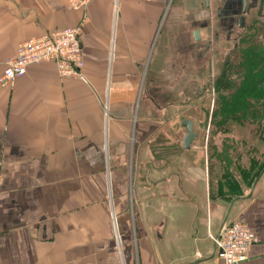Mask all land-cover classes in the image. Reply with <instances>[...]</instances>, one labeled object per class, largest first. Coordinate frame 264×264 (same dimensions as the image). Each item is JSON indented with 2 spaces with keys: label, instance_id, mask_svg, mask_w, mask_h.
<instances>
[{
  "label": "crops",
  "instance_id": "obj_1",
  "mask_svg": "<svg viewBox=\"0 0 264 264\" xmlns=\"http://www.w3.org/2000/svg\"><path fill=\"white\" fill-rule=\"evenodd\" d=\"M168 1L0 0V75L20 43L59 29L81 26L85 57L81 78L42 63L0 86V264H225L216 240L235 222L258 238L240 264H264V172L206 209L204 144L184 149L191 118L150 90L206 64L190 27L211 37L220 0L172 2L160 34ZM115 193L137 194L133 226L116 223Z\"/></svg>",
  "mask_w": 264,
  "mask_h": 264
},
{
  "label": "rangeland",
  "instance_id": "obj_2",
  "mask_svg": "<svg viewBox=\"0 0 264 264\" xmlns=\"http://www.w3.org/2000/svg\"><path fill=\"white\" fill-rule=\"evenodd\" d=\"M174 1H176L174 4L175 7L181 0L168 1L167 8L164 12V19L158 29L160 34L161 31L168 29L167 24H165V17ZM246 34L245 38H248V40L255 38L252 36L251 32ZM220 41L219 48L218 45H216L212 50L210 60L206 61V64L203 66H200V68L197 69L198 71L189 73L187 78H184L183 80L177 78L176 81L172 80L173 88L170 87V83L166 80L162 81L163 84L161 87L158 85L150 87V90L157 94L162 88L166 92L163 94V98L166 100H173L170 102L178 104L179 107L175 109V111L179 109L182 112H187L188 114H186L185 117L191 118L190 120L194 122V132H197L199 135L198 139L196 138L195 143H203L205 147L204 152L206 154V193H204V196H206V209H209L210 207L226 208L239 194L246 195L252 187V185H250V175L257 173L258 169L264 165V132H260L263 131L264 122L259 121L258 118H255L256 114L252 113L248 120H244L241 124H239V122L234 124L225 121V119L221 120L220 117H223L224 113L217 112L220 106L225 109L221 95L223 94L226 97L232 98L234 97L233 94H235L233 87L221 84L224 79L223 77H220L221 75L224 76L225 74L228 80L233 84L243 85L242 73L247 69L246 60L248 57L250 61H256L255 67H253L257 71L256 73H263L264 76V43L258 37L251 40V42L244 47L243 58L239 55L235 56L230 54V46L227 42H225L224 39H221ZM258 58H260V60ZM263 80H260L259 78L257 79L256 77L250 81L254 84V86L251 85L254 90L253 94H258L255 95V102L258 106H256L254 112L264 111V106L262 104L260 105V102L264 100V97L261 99V96H264ZM216 82L221 84V86L217 87V90L215 88ZM222 83L224 84V81ZM198 84H200L199 87H197ZM185 88H187V94L190 98L189 103H187L189 105L184 104V96L182 97V93H185ZM201 88L203 89L204 95L200 92ZM173 91L178 92V94L172 98ZM179 92H181L180 95ZM196 95H200L199 98L201 99L198 100V97H195ZM193 96L195 99H191ZM238 98L239 96L237 95V99ZM229 109L230 107L226 108V111H229ZM174 112L171 113L173 119L175 117L173 116ZM226 119L229 118L226 117ZM190 120L185 119L184 121ZM183 128L184 130L186 129L185 127ZM225 128L229 131L226 132ZM169 136V141H172L174 138L172 133H169ZM131 138L132 143L129 156L131 157L130 171L132 173V151L134 150L133 135ZM165 146H163V148H165ZM169 151L171 152V150ZM224 151H227L225 152V156ZM261 171L262 174L264 168ZM261 174L259 175V178L261 177ZM236 182L239 184H236ZM255 182L253 183V186ZM130 184L128 182V185ZM235 185L240 187L235 188ZM236 191H242L243 193H237ZM115 194L116 206L127 204L126 214H124L120 208L117 209L115 215L116 223L118 222L122 224L126 221H131V225L133 226L135 211H137L138 207L137 194ZM131 231V238L134 239L133 230Z\"/></svg>",
  "mask_w": 264,
  "mask_h": 264
},
{
  "label": "built area",
  "instance_id": "obj_3",
  "mask_svg": "<svg viewBox=\"0 0 264 264\" xmlns=\"http://www.w3.org/2000/svg\"><path fill=\"white\" fill-rule=\"evenodd\" d=\"M92 0H69L75 11L85 9ZM151 2L152 0H145ZM81 26L46 32L43 36L20 43L14 56L4 62L0 86L9 88L27 75L28 69L42 63H54L61 78H81L85 57L81 45ZM258 243V238L240 222L226 226L216 240L218 257L225 264H240Z\"/></svg>",
  "mask_w": 264,
  "mask_h": 264
},
{
  "label": "flooded vegetation",
  "instance_id": "obj_4",
  "mask_svg": "<svg viewBox=\"0 0 264 264\" xmlns=\"http://www.w3.org/2000/svg\"><path fill=\"white\" fill-rule=\"evenodd\" d=\"M213 14L211 32L213 35L211 37L207 36L205 40L200 37V40L196 41L194 34L200 25L196 23L190 27L192 30L190 31L191 43L195 45L192 50L202 48V51L206 52V61L210 60L214 47L218 45L219 48L221 39H224L230 46V54L240 57H243L244 47L251 40L258 37L264 43V0H247L245 4L242 0L241 5H235L233 0H220ZM210 18V13L206 12V22L203 24L206 28L211 26ZM249 32L255 38L246 39L245 35Z\"/></svg>",
  "mask_w": 264,
  "mask_h": 264
},
{
  "label": "trees",
  "instance_id": "obj_5",
  "mask_svg": "<svg viewBox=\"0 0 264 264\" xmlns=\"http://www.w3.org/2000/svg\"><path fill=\"white\" fill-rule=\"evenodd\" d=\"M243 58H244V52H243ZM258 59L260 60V58H258ZM246 63H247V69L244 73H242V78H243L242 84L243 85H238L235 83L233 84L232 82H230L228 80V78L225 76V74H224V76L223 75L220 76V77L224 78L223 79L224 84L222 83L223 81L221 82L222 85H224V86L228 85L230 87H233V90H235V94H233L234 97H232V98L226 97L221 93L222 94L221 96H222L223 102H224V106H225V109L220 106V108L217 110V112H219V113H221V112L224 113L223 117L222 116L220 117L221 120L225 119V121H227V122H232L234 124H237L236 122H239V124H241V122H244V120H248V118L250 117V114L254 113V114H256L255 118H258L259 121L264 122V111L254 112L256 109V106H258V105H256V102H255L256 101L255 95H258V94H253L254 90L252 89V86H254V84L250 82L251 79L256 78V77H257V79L259 78L260 80H263L264 76H263V73H260V72H259L260 74L256 73L257 71L255 70V68H253V67H255L256 61H250L247 57ZM221 84L219 82L215 83L216 90H217V87L221 86ZM237 95L239 96L238 99H237ZM262 97H264V96H261V99H263ZM263 101L260 102V105L262 104L264 106ZM228 107H230V109H229V111H226V108H228ZM226 117L229 119H226ZM262 130L263 131H260V132H264V127ZM228 131L229 130L226 129V132H228ZM225 152H227V151H224V156L226 155ZM228 159H229V157H228ZM263 168H264V165L258 169L257 173L251 174V175L249 174L251 177L250 178V183H251L250 185H253L255 180L261 174V172H262L261 170H263ZM236 184H239V183L236 182ZM239 187L240 186L235 185V188H239ZM236 192L237 193H243L242 191H236ZM241 195H243V194H239L238 196H241Z\"/></svg>",
  "mask_w": 264,
  "mask_h": 264
},
{
  "label": "water",
  "instance_id": "obj_6",
  "mask_svg": "<svg viewBox=\"0 0 264 264\" xmlns=\"http://www.w3.org/2000/svg\"><path fill=\"white\" fill-rule=\"evenodd\" d=\"M235 5H241L242 4V0H233ZM244 4L247 2V0H243ZM235 14V12H234ZM195 39L196 41L200 40V31L197 30L195 31ZM182 126L186 128L187 130V134L185 135L184 139H183V148L186 150H190L193 146V144L195 143V140L197 138L196 133L194 132V122L193 121H183L182 122ZM226 223V222H225ZM224 223V225H225ZM221 233L218 236V239L220 238Z\"/></svg>",
  "mask_w": 264,
  "mask_h": 264
}]
</instances>
